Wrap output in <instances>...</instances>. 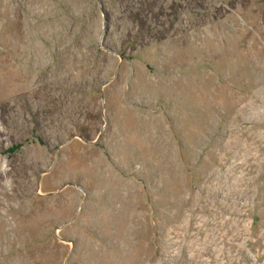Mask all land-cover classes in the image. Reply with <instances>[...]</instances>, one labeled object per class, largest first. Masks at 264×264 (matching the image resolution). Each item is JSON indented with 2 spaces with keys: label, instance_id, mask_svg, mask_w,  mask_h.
Returning a JSON list of instances; mask_svg holds the SVG:
<instances>
[{
  "label": "rangeland",
  "instance_id": "1",
  "mask_svg": "<svg viewBox=\"0 0 264 264\" xmlns=\"http://www.w3.org/2000/svg\"><path fill=\"white\" fill-rule=\"evenodd\" d=\"M0 264H264V0H0Z\"/></svg>",
  "mask_w": 264,
  "mask_h": 264
}]
</instances>
